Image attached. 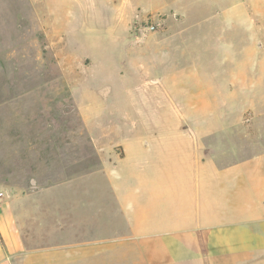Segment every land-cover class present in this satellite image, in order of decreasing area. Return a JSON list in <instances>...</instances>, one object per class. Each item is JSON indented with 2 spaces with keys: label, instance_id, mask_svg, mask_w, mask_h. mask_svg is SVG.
<instances>
[{
  "label": "rangeland",
  "instance_id": "1",
  "mask_svg": "<svg viewBox=\"0 0 264 264\" xmlns=\"http://www.w3.org/2000/svg\"><path fill=\"white\" fill-rule=\"evenodd\" d=\"M42 2L81 40L53 45L31 0H0V237L12 250L107 223L96 203L113 198L108 167L114 179L133 160L159 168L180 136L198 134L215 166L264 153V0ZM79 52L91 64L76 74ZM124 137L129 159L113 163Z\"/></svg>",
  "mask_w": 264,
  "mask_h": 264
},
{
  "label": "crops",
  "instance_id": "2",
  "mask_svg": "<svg viewBox=\"0 0 264 264\" xmlns=\"http://www.w3.org/2000/svg\"><path fill=\"white\" fill-rule=\"evenodd\" d=\"M42 4L31 0L36 13L45 15L41 20L51 44L68 47L80 42L68 38ZM128 36L135 38L133 32ZM77 56L76 74L91 64L89 54ZM207 79L208 74L197 87L208 85ZM79 110L87 118L84 109ZM149 125L167 124L157 120ZM198 125L201 121H193L189 129ZM195 137L197 142L192 136L191 140L180 136L179 141L166 143L169 154L159 168H151L144 159L133 160L126 176L114 179L108 167L113 198L96 203L110 206L107 223L102 224L101 211L95 209L100 226L94 230H64L61 236L68 240L60 245L21 246L17 251L0 237V264H264V153H239L227 164L215 166L212 149L203 142L199 145L198 134ZM123 140L124 154L113 163L129 159L127 137ZM144 155L135 152L136 158ZM0 190L6 192L3 202H7L10 194Z\"/></svg>",
  "mask_w": 264,
  "mask_h": 264
},
{
  "label": "built area",
  "instance_id": "3",
  "mask_svg": "<svg viewBox=\"0 0 264 264\" xmlns=\"http://www.w3.org/2000/svg\"><path fill=\"white\" fill-rule=\"evenodd\" d=\"M148 30L155 31L156 27L155 25H150L147 27ZM7 194L4 190H0V203L6 198Z\"/></svg>",
  "mask_w": 264,
  "mask_h": 264
}]
</instances>
